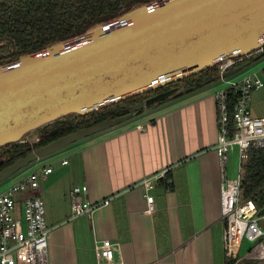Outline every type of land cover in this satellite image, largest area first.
<instances>
[{"label": "crops", "instance_id": "1", "mask_svg": "<svg viewBox=\"0 0 264 264\" xmlns=\"http://www.w3.org/2000/svg\"><path fill=\"white\" fill-rule=\"evenodd\" d=\"M216 89L193 91L79 142L51 166L40 183L50 264H97L95 239L114 243L122 264H233L224 253L213 152ZM163 171L146 193L143 182ZM82 186L90 202L111 198L91 219L71 215L72 188ZM146 194L154 198L151 215Z\"/></svg>", "mask_w": 264, "mask_h": 264}, {"label": "water", "instance_id": "2", "mask_svg": "<svg viewBox=\"0 0 264 264\" xmlns=\"http://www.w3.org/2000/svg\"><path fill=\"white\" fill-rule=\"evenodd\" d=\"M264 47V0H159L140 5L82 36L0 66V149L38 143L40 129L134 96L154 94L106 119L33 149L0 171V183L70 145L190 94L182 80ZM255 58L254 61H259ZM246 61L225 72L231 78ZM210 82L209 85L218 83ZM23 143V144H21ZM264 215V208L258 216Z\"/></svg>", "mask_w": 264, "mask_h": 264}, {"label": "built area", "instance_id": "3", "mask_svg": "<svg viewBox=\"0 0 264 264\" xmlns=\"http://www.w3.org/2000/svg\"><path fill=\"white\" fill-rule=\"evenodd\" d=\"M255 58L264 59V47L244 57L218 59L214 65L219 88L212 94L217 124V139L213 152L219 164L224 253L226 260L232 261L233 264L241 260L264 264V245L261 243L264 238V215L258 216L260 210L251 199H240L242 166L247 159V151L249 148L264 149V117H253L250 109L251 94L261 89L263 82L257 72L239 79L235 78L236 75L224 79L222 75L241 63L254 61ZM260 73L264 76V69L260 70ZM228 92L235 96L231 114ZM234 151L237 152L236 170L233 177L228 178L227 163L229 154ZM60 163L67 165L66 160H61ZM51 173L50 164L39 166L37 162L28 170L16 174L14 180L0 192V264H50L48 244L51 229L46 225L40 183ZM164 174L165 171L144 181V191L147 193L155 180ZM86 192L85 186L72 188V218L91 219L98 209L110 204V197L90 202L84 198ZM145 201V213L153 214L154 198L146 194ZM243 241L257 243L241 256ZM115 247L109 240L95 239L94 253L97 264H122L115 260Z\"/></svg>", "mask_w": 264, "mask_h": 264}, {"label": "trees", "instance_id": "4", "mask_svg": "<svg viewBox=\"0 0 264 264\" xmlns=\"http://www.w3.org/2000/svg\"><path fill=\"white\" fill-rule=\"evenodd\" d=\"M156 1L159 0H0V66L40 53L53 44L78 38L92 27L113 21L136 6ZM216 80L217 71L213 67L181 83L184 89L197 91ZM178 85L179 82L155 92L134 96L82 117L71 116L54 122L41 129V137L33 149L106 119L126 115L133 105ZM228 98L231 114L235 96L228 92ZM168 102L165 100L158 106ZM141 114L140 111L136 116ZM229 125L232 135L231 120ZM33 149L20 144L0 149V171L26 157ZM240 199H251L258 210L264 208V149L249 148L247 151V159L242 166Z\"/></svg>", "mask_w": 264, "mask_h": 264}, {"label": "rangeland", "instance_id": "5", "mask_svg": "<svg viewBox=\"0 0 264 264\" xmlns=\"http://www.w3.org/2000/svg\"><path fill=\"white\" fill-rule=\"evenodd\" d=\"M262 69H264V59H262L260 61H252L249 63V65L247 67H245L238 74H236V77H235L236 79H239L240 77H243L245 75H250L252 73L257 72L258 77L263 82V87L257 91H254L251 94L250 109H251L252 116L255 118L264 117V76L262 73H260V70H262ZM209 88H210V90H213L214 88H219V84L218 85H214V84L208 85V89ZM40 132H41V129L36 134L38 135V134H40ZM77 143H75L73 145H76ZM73 145H70L69 147H67L63 150L58 151L55 154L42 159L41 161L38 162L39 166H44V165L50 164L51 166L55 167L56 164H58L57 161H59L61 158L65 157L69 153V151ZM1 159L2 158L0 157V160ZM236 164H237V152L234 151L233 153L229 154V161L227 163V172L229 173V175L232 173V177L235 174ZM30 167H28L27 170ZM15 176H13V177H11V178L0 183V192H2L11 183V181L14 180ZM256 243L257 242L249 243L247 241H243L241 251H240V255L242 256L247 251V248L253 247ZM251 264H254V262H252Z\"/></svg>", "mask_w": 264, "mask_h": 264}, {"label": "flooded vegetation", "instance_id": "6", "mask_svg": "<svg viewBox=\"0 0 264 264\" xmlns=\"http://www.w3.org/2000/svg\"><path fill=\"white\" fill-rule=\"evenodd\" d=\"M171 88H173V87H171ZM170 89V88H169ZM168 90V89H167ZM163 92V91H162ZM1 161V160H0Z\"/></svg>", "mask_w": 264, "mask_h": 264}]
</instances>
